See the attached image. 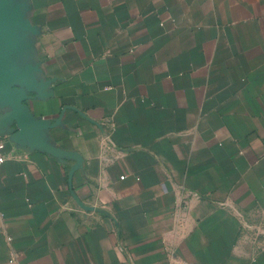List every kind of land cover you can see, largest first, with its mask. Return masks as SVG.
I'll return each instance as SVG.
<instances>
[{
  "label": "crops",
  "instance_id": "obj_1",
  "mask_svg": "<svg viewBox=\"0 0 264 264\" xmlns=\"http://www.w3.org/2000/svg\"><path fill=\"white\" fill-rule=\"evenodd\" d=\"M0 264H264V0H0Z\"/></svg>",
  "mask_w": 264,
  "mask_h": 264
},
{
  "label": "built area",
  "instance_id": "obj_2",
  "mask_svg": "<svg viewBox=\"0 0 264 264\" xmlns=\"http://www.w3.org/2000/svg\"><path fill=\"white\" fill-rule=\"evenodd\" d=\"M5 159H6V157H5L4 153L1 150V139H0V184H1V167H2ZM171 264H189V263L186 262V261H183V262L182 261H177V262H173Z\"/></svg>",
  "mask_w": 264,
  "mask_h": 264
}]
</instances>
